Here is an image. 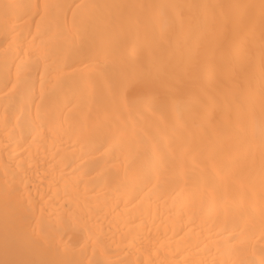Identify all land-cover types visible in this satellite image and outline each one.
Here are the masks:
<instances>
[{
    "label": "bare ground",
    "instance_id": "bare-ground-1",
    "mask_svg": "<svg viewBox=\"0 0 264 264\" xmlns=\"http://www.w3.org/2000/svg\"><path fill=\"white\" fill-rule=\"evenodd\" d=\"M262 132V0H0V261L264 264Z\"/></svg>",
    "mask_w": 264,
    "mask_h": 264
},
{
    "label": "snow or ice",
    "instance_id": "snow-or-ice-1",
    "mask_svg": "<svg viewBox=\"0 0 264 264\" xmlns=\"http://www.w3.org/2000/svg\"><path fill=\"white\" fill-rule=\"evenodd\" d=\"M262 5H264V0H262ZM14 7V5L11 4H4L3 5V12L4 15L7 17L10 13V10ZM15 87V86H14ZM37 120L39 121L36 125L37 130L41 127L46 126V122L42 120V118L39 116L37 117ZM262 154H264V132H262ZM41 213L44 211L43 209L40 210ZM0 264H29V262L26 261H0Z\"/></svg>",
    "mask_w": 264,
    "mask_h": 264
}]
</instances>
